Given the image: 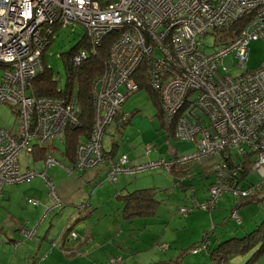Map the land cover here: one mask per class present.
Here are the masks:
<instances>
[{
	"label": "built area",
	"instance_id": "built-area-1",
	"mask_svg": "<svg viewBox=\"0 0 264 264\" xmlns=\"http://www.w3.org/2000/svg\"><path fill=\"white\" fill-rule=\"evenodd\" d=\"M242 19L245 22L233 37L222 34ZM74 22L84 27L91 51L107 34L117 32L105 69L92 84L93 126L89 138L76 148V169L95 168L108 161L106 178L114 182L120 174L146 168L171 171L176 166L207 163L215 183L209 187L207 200L194 201L202 209L211 208L223 192L231 190L234 180L230 176L241 164L229 168L233 154L242 157L253 152L256 158L251 169L260 183L264 180V53L256 68L245 65L249 41L264 42V0H0V103L12 106L21 118L15 132L0 127V192L6 185L38 176L53 198L52 207L61 204L46 171L22 169L18 156L78 124L81 108L77 100L37 96L31 91L32 80L44 68L42 55L55 28ZM206 34L216 39L217 47L211 52L201 46L200 38ZM87 54V50L79 51L72 62L77 64ZM228 55L238 60L239 74H229L224 65L219 70ZM142 61L149 64L150 88L159 93L164 125L176 139L192 142L195 148L129 166L126 154L106 160L102 141L118 115L121 121L128 117L122 105L126 96L139 89L133 76ZM43 162L45 168L57 163L51 154ZM231 217L239 221L236 210ZM200 250L196 246L191 251Z\"/></svg>",
	"mask_w": 264,
	"mask_h": 264
},
{
	"label": "rangeland",
	"instance_id": "rangeland-1",
	"mask_svg": "<svg viewBox=\"0 0 264 264\" xmlns=\"http://www.w3.org/2000/svg\"><path fill=\"white\" fill-rule=\"evenodd\" d=\"M84 34V27L76 22L65 28H55L51 41L42 55L45 66L52 70L54 78L61 87L65 82L61 53L69 51ZM200 42L205 52H211L217 47L215 36L212 34L204 35L200 38ZM154 52L157 55L159 54L157 50ZM263 53L264 42L261 39L250 40L246 67L249 69L256 68L262 60ZM221 63L219 70H221V65H224L231 75L239 74L242 71L238 66V60L234 61L231 55L225 56ZM121 90H124L123 87H121ZM122 111L131 115L128 124L121 129L120 133L115 128L117 123L114 120L108 126L103 137V148L111 154L110 157L113 156L116 159L120 155L126 154L128 165L137 166L150 161L167 159L168 156H173L176 152L185 154L188 153V150H191L192 147L189 143L176 139L172 134L168 135L167 131V133L163 131L158 110L150 93L145 88L133 91L126 96ZM20 123L21 118L14 111V108L8 104L0 103V127L15 132L20 128ZM63 139L62 134L60 138L51 139L48 142V145L53 147L48 154H51L57 163L48 167L47 176L52 177L51 182L54 184V191L58 195V185L61 180L62 182L68 181V177L71 180L81 179L82 184L79 187L81 191H85L86 187L84 188L83 184L85 183L86 174L82 170H74L69 160L63 157ZM186 145L189 148L186 149ZM32 157V153L21 151L18 156L20 167L22 169L32 167L34 165ZM37 164L39 163L37 162ZM67 166L69 167L67 168ZM199 168L200 166L197 165L193 171L191 170L195 175L191 173L182 178L185 181L184 184L188 185L186 187L182 185L179 179L182 175L177 177L174 172L161 167L146 168L131 174L127 180L130 191L137 187L155 189V196L160 202L151 216L126 220L122 217L121 212L113 211L105 215L102 220L97 216L89 220V217L86 219L88 220L86 225L97 233V244L104 245L105 243L106 245V243L112 241L109 252L115 258L121 257L120 261L114 263L110 261L109 257L107 264H148L159 260H175L179 255V262L176 264H192L194 257H204L206 259L204 263L200 262L199 264H218V261L212 259L209 253L218 246L220 241L229 240L232 242L231 240L241 239L239 242H244L247 240L249 234L264 219V198L240 206L238 213L241 220L239 223L227 219L235 202V197L230 192H225L218 198L213 210L195 208L185 215L180 213L181 208L189 209L191 207L194 197L201 203L209 196L208 186L214 175L205 178L200 175ZM68 169L72 170L71 173L68 172ZM252 176L256 179L255 175ZM106 180L108 179L106 178ZM91 185L87 186V195L93 194ZM13 193L16 195L17 192L14 190ZM28 197L33 200L32 203L26 202ZM49 197L53 201L52 196L49 195ZM58 197L62 202L63 198L60 195ZM16 199L20 201L22 209L36 203L34 202L36 197L33 196H25L24 198L16 196ZM6 203L8 205V202ZM72 214L73 212L69 216ZM55 221L56 225L60 224L59 231L62 230L66 221ZM110 224H112L111 227ZM212 224H214V229L209 235V240H212L210 251H207L209 248H203L197 254L192 253L191 247L201 240L203 233L209 230ZM83 227H81V224H77L74 226V230L81 233L84 230ZM109 227L115 228L114 233H111L109 241L105 242L106 229H109ZM259 246V243L250 245L246 247V251L233 254L226 262L220 264H264V251L261 253L256 252Z\"/></svg>",
	"mask_w": 264,
	"mask_h": 264
},
{
	"label": "crops",
	"instance_id": "crops-1",
	"mask_svg": "<svg viewBox=\"0 0 264 264\" xmlns=\"http://www.w3.org/2000/svg\"><path fill=\"white\" fill-rule=\"evenodd\" d=\"M116 126L118 125H115V128ZM166 130V128H163L165 133L168 132ZM62 134L58 137L60 138ZM189 144L192 148L188 152L195 148L194 143L189 142ZM45 146H48V143ZM48 147L53 148L51 145ZM187 147L188 145H186V149ZM50 150L48 153H50ZM170 157L168 156L167 159ZM32 159L34 160V165L30 169L37 172L45 170L48 175V167H44L43 159L35 160L33 157ZM111 159L114 158L112 157ZM197 165L183 168L178 173L179 175L182 174L179 179L183 178L184 175L188 176V174H191V170L193 171ZM199 166L201 168H199L200 175L202 176L205 174L204 167H208V164L203 163ZM108 169L109 163L106 161L96 168L84 170L83 173L85 172L86 174L85 183L83 184L84 188L86 187L85 191H81L79 187L82 184V181L80 182L81 179L71 180L68 177V181L62 182L61 180L57 189L64 203L62 201V205L56 208L52 207L53 201L50 200L48 187L41 177L36 176L33 179H28L25 183L4 186L0 192V264H107L109 257L111 261L114 258L109 252L112 241L106 243V245L105 243L104 245L101 243L98 245L96 241L97 233L86 225L88 220L94 216L102 220L105 215L113 211L120 212L121 203L118 195L130 191L127 180L131 174H120L116 181L110 182L106 180ZM192 174L195 175V173ZM205 178H210V175ZM50 180H52V177ZM99 182L101 183L100 185H98ZM89 184H92L93 194L87 195V186ZM138 188L140 187L135 189ZM14 190L17 192L16 195L13 193ZM16 196L22 198L25 196L36 197L34 201L36 203L26 209H22ZM29 199L28 197L27 203H30ZM194 199L197 200L196 197ZM6 202H8V205ZM82 203H88V207L76 214L77 205L79 206ZM72 212L73 214L69 216ZM87 218L88 220H86ZM55 220H65V225L69 223L70 230L75 232L76 236L73 237L70 233H64V228L59 231L60 224L56 225ZM77 224H81V227L84 226L83 232L80 233L74 230V226ZM110 227L106 229L107 237L105 242H108L111 233H114L115 228L112 229ZM25 232H31V235L27 236ZM209 243L210 248L212 240H209ZM118 258H114V262H118ZM205 261L204 257H194L192 264L204 263Z\"/></svg>",
	"mask_w": 264,
	"mask_h": 264
},
{
	"label": "trees",
	"instance_id": "trees-1",
	"mask_svg": "<svg viewBox=\"0 0 264 264\" xmlns=\"http://www.w3.org/2000/svg\"><path fill=\"white\" fill-rule=\"evenodd\" d=\"M244 22L245 19H242L234 23L232 27L224 30L222 34L228 35L226 37H233V35L237 32L235 31V29L242 26ZM116 36H117V32L115 31L107 34L102 39L101 43L94 49V51H91L90 50L91 45L85 33L84 36L81 37V39L69 51L65 53H61V59L63 61L64 71H65V82L62 87L59 85V82L54 78V74L52 70L45 66L44 61H43L44 68L42 72H40L31 82V91L33 94L37 96H62L65 97L66 99H75L80 104L81 112L79 114L78 124L69 125L63 131L64 150L62 154L63 157H65L72 163L73 169L76 171H78V169H76L74 165L76 148L79 143L89 138L93 126L94 107H93L92 84L93 81L98 76H100L104 71L106 66V60L108 57L109 47L112 41L116 38ZM81 50H87L88 51L87 56L77 64L73 63L72 62L73 57ZM148 66H149L148 62L142 61V63H140L136 72L134 73L133 77L137 81L139 85V89L145 88L146 90H148V92L152 97L154 105L158 110L161 126L163 128H166L167 129L166 131H168L169 134H172L170 128L164 125L162 119L159 93L153 91L149 86L148 77H147ZM130 116L131 115L129 114L128 117L126 119H123L122 121L119 120L120 116L119 115L117 116L116 125L118 126H116V129L120 133H121V129L124 128L126 124H128ZM48 146L45 145L35 146L34 150L31 152L33 154V158H35V160L44 159L46 154L51 149ZM104 154L106 160L107 159L109 160L113 157V156L110 157L111 154L107 153L105 149H104ZM255 158L256 156L254 155L253 152H247V154L242 155V157L233 154L232 159L229 160L228 162V166L230 169H234L239 163H241L240 169L236 171L235 175L230 176V178L232 177L234 180L231 190L225 191L232 193L233 196L235 197L234 206H232L227 219L229 218L236 223H239L241 218L239 216V221H236L231 217V214L234 210H236L238 213L240 206L264 198V180L260 183V177L251 169V165H252L251 161H254ZM183 168H184L183 166L180 167L176 166L171 170V172H174L178 176L179 175L178 173ZM84 170H88V169H83L82 171ZM204 170H205L204 173L206 175L205 174L203 175L205 177H208L209 175L213 174V171L210 166L204 167ZM252 175H255L256 179L252 178L253 177ZM181 183L185 187L188 186L184 184L185 183L184 179L181 180ZM213 183H215L214 178L212 182H210L208 186V190L210 185ZM100 184L101 183L99 182L98 185ZM237 189L239 192L248 189H251V191L247 195H242L239 193L235 194L234 191L235 190L237 191ZM155 194H156L155 189L153 188H138L133 191L130 192L128 191L126 193L118 195V199L121 203L120 212L122 217L126 220H131L136 217L153 215L158 203L160 202L159 199L156 198ZM208 197H210V195ZM218 198L216 199L214 205L211 208H207V209H202L198 205L196 206L195 202L197 203L199 202L194 199L195 202L193 201V204L186 211V213L192 211L195 208H200L202 210H213L215 208ZM205 200H207V198ZM61 205L62 202L59 206ZM79 206L76 207L75 209L76 214L84 211L88 207V203H82L79 204ZM213 229H214V224H212L209 230L203 233L201 240L196 242L194 246H192L191 248L199 246L201 250L203 248L208 249L210 244L209 235L213 231ZM70 231H71L70 224L67 223V225H65L63 229V232L70 233ZM239 240L241 241V239ZM239 240H231L232 242H230L229 240L220 241L216 248H213L211 251L209 250L211 258L217 260L218 264L222 262L224 263L233 254L242 253L247 250L246 247L250 245H254L256 243L260 244L256 252L257 253L263 252L264 251V219L260 222V224L256 227V229L249 234L246 241L239 242ZM179 258L180 255L175 260L172 259L159 260L148 264H176L177 262H179L178 260ZM117 260L120 261L121 257L118 258Z\"/></svg>",
	"mask_w": 264,
	"mask_h": 264
}]
</instances>
